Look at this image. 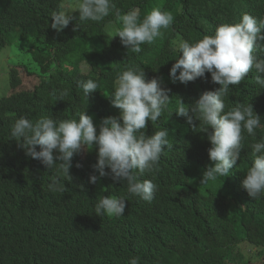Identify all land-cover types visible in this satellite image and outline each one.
Instances as JSON below:
<instances>
[{"label": "trees", "instance_id": "obj_1", "mask_svg": "<svg viewBox=\"0 0 264 264\" xmlns=\"http://www.w3.org/2000/svg\"><path fill=\"white\" fill-rule=\"evenodd\" d=\"M66 1L77 3L0 0V55H7L11 49L24 56V60L8 65V92L0 97V264H39L40 259L88 239L96 241L94 264H128L131 256H139L140 264H264V197L254 200L242 187L253 138L246 137L240 160L229 176H217L201 184L204 158V170L213 163L207 154L206 134L198 121L190 125L184 117L170 113L176 110L178 98L187 105L206 91L203 80L216 84L208 73L187 84L173 83L169 70L174 60H168L176 58L173 40L191 42L211 35L216 25L238 22L245 12L264 17V0H115L122 11L136 9L141 17L159 7L174 18L170 28L161 29L162 34L151 45H143L138 54L126 50L119 37H112L114 30L121 27L114 16L100 23L81 22L78 13L73 12L69 25L56 32L48 26L49 14ZM74 25L79 27L75 31ZM128 63L144 67L148 78H162L172 96L161 118L147 123L145 129L166 128L172 145L161 155L154 174L162 175L166 164L194 151L199 164L189 167L188 178L171 169L170 180L160 186L158 199L138 203L139 212L127 209L119 218L98 217L94 212L96 202L123 191L119 182L110 177H101L96 184L88 182L89 176L96 174L92 168L96 163L95 149H82L73 157V179L65 181L66 191L54 193L48 184L57 175L56 169L26 157L11 138L10 125L21 115L40 116L38 100L32 95H55L65 89L66 118H75L88 104L91 108L86 111L96 125L103 117L117 116L119 110L112 105L106 111L102 109L116 73ZM248 75L232 86L225 99L229 106L248 101L254 105L252 96L264 91L255 83L256 73ZM30 77L37 82L21 88ZM89 78L96 80L99 87L87 101L78 81ZM253 109L264 125V96ZM261 135L264 126L257 130V138ZM77 163L81 167H76Z\"/></svg>", "mask_w": 264, "mask_h": 264}, {"label": "clouds", "instance_id": "obj_2", "mask_svg": "<svg viewBox=\"0 0 264 264\" xmlns=\"http://www.w3.org/2000/svg\"><path fill=\"white\" fill-rule=\"evenodd\" d=\"M73 12L78 13L81 22L100 23L114 16L121 27L114 30L112 37H119L120 44L136 54L143 50V45H151L162 34L161 29H169L174 21L170 12L159 7L141 17L136 9L122 11L115 0H77L73 9L64 6L52 11L48 26L61 32L73 20ZM77 28L74 25L73 31ZM171 47L176 53L175 59H168L174 60L169 70L173 83L187 84L208 73L211 82L216 84L203 80L206 91L187 105L178 98L176 110L170 113V116L175 112L184 117L190 125L198 121L206 134L207 154L213 163L204 170V158L200 183L229 176L230 169L240 160L246 137H252L253 142L248 146L250 165L244 173L242 187L249 197L261 199L264 197V135L257 138V130L264 125L253 107L257 108L264 91L252 96L254 105L248 101L229 106L225 99L232 86L239 85L253 71L256 85L264 90V55L258 54L264 53V17L245 12L238 22L216 25L211 35L191 42L178 38L172 41ZM78 86L87 101L99 87L91 78L78 81ZM67 95L66 89L55 95H32L38 100L40 116L21 115L10 125V136L26 157L39 160L48 169H56L57 175L48 184L49 191H66L65 181L73 179L70 174L73 157L82 149H95L96 163L92 168L96 174L90 175L88 182L96 184L101 177H110L119 182L123 191L118 196L101 197L95 204V215L119 218L127 209L139 212L136 205L140 202L156 201L160 186L170 180L171 169L188 178L189 167L198 166L199 157L194 151L190 156L166 164L162 175L154 174L161 155L172 145L166 128L154 127L147 132L145 129L147 123L161 118L172 96L163 86L162 78H148L144 67L128 63L116 73L102 112L112 105L119 114L101 118L98 125L86 111L91 108L90 104L83 106L75 118H66L63 100ZM76 167L81 165L77 163ZM95 256L96 241L88 239L57 255L40 259L39 264H94ZM140 261L139 256H131L128 264H140Z\"/></svg>", "mask_w": 264, "mask_h": 264}, {"label": "rangeland", "instance_id": "obj_3", "mask_svg": "<svg viewBox=\"0 0 264 264\" xmlns=\"http://www.w3.org/2000/svg\"><path fill=\"white\" fill-rule=\"evenodd\" d=\"M64 6H67L68 8L74 7V5L71 4L69 1L64 2L63 7ZM23 57L20 56V52H15L11 49H8L7 55H4V52L3 55H0V97L6 95L8 92V85L10 83V79L8 80V75H7L9 72L8 65L14 62L18 63L19 60H24ZM36 82L37 79L34 77L33 80L31 79V77L27 78L21 85V88L26 89L29 86L31 87Z\"/></svg>", "mask_w": 264, "mask_h": 264}]
</instances>
